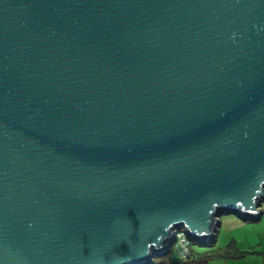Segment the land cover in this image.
<instances>
[{"label": "water", "instance_id": "water-1", "mask_svg": "<svg viewBox=\"0 0 264 264\" xmlns=\"http://www.w3.org/2000/svg\"><path fill=\"white\" fill-rule=\"evenodd\" d=\"M264 200V0H0V264H153Z\"/></svg>", "mask_w": 264, "mask_h": 264}, {"label": "rangeland", "instance_id": "rangeland-1", "mask_svg": "<svg viewBox=\"0 0 264 264\" xmlns=\"http://www.w3.org/2000/svg\"><path fill=\"white\" fill-rule=\"evenodd\" d=\"M260 209L262 215L254 220L235 214H222L219 219L223 223L217 228L218 239L213 246L194 241L192 249L198 258L197 264H264V200ZM219 247L227 249L219 251ZM225 254H236L238 258L233 261ZM185 262L175 248L169 254L153 259V264H190Z\"/></svg>", "mask_w": 264, "mask_h": 264}, {"label": "built area", "instance_id": "built-area-1", "mask_svg": "<svg viewBox=\"0 0 264 264\" xmlns=\"http://www.w3.org/2000/svg\"><path fill=\"white\" fill-rule=\"evenodd\" d=\"M193 240L186 234L183 229L175 230V242L168 249L175 248L182 260H188L192 256Z\"/></svg>", "mask_w": 264, "mask_h": 264}, {"label": "crops", "instance_id": "crops-1", "mask_svg": "<svg viewBox=\"0 0 264 264\" xmlns=\"http://www.w3.org/2000/svg\"><path fill=\"white\" fill-rule=\"evenodd\" d=\"M222 223H223V222L219 219V226H218V228H220V227L222 226ZM218 234H219V231L217 230L216 236H215V238L212 240V241H213V244L217 242ZM228 246H229V245H227V248H228ZM227 248L224 249V247H219V251H221V250L224 251V250H226ZM225 256H227V257L230 258V259H233V261H235V259L238 258V255H236V254H233V255H231V254L226 255V254H225ZM195 264H197V262H196ZM205 264H208V263L206 262ZM225 264H228V263H225Z\"/></svg>", "mask_w": 264, "mask_h": 264}, {"label": "trees", "instance_id": "trees-1", "mask_svg": "<svg viewBox=\"0 0 264 264\" xmlns=\"http://www.w3.org/2000/svg\"><path fill=\"white\" fill-rule=\"evenodd\" d=\"M194 241H195V240H193L192 245L194 244ZM201 243H205V242H201ZM209 246H213V241H211V242L209 243ZM170 252H171V250H169L167 254H169ZM167 254H166V255H167ZM197 261H198V258H196V256L194 255V251H193V249H192V256H191L188 260H186V262H187V263H190V264H195ZM186 262H185V263H186Z\"/></svg>", "mask_w": 264, "mask_h": 264}]
</instances>
